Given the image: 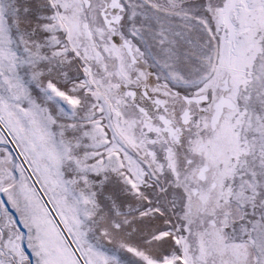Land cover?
I'll use <instances>...</instances> for the list:
<instances>
[{
    "label": "snow or ice",
    "instance_id": "6c2138e0",
    "mask_svg": "<svg viewBox=\"0 0 264 264\" xmlns=\"http://www.w3.org/2000/svg\"><path fill=\"white\" fill-rule=\"evenodd\" d=\"M0 264H264V0H0Z\"/></svg>",
    "mask_w": 264,
    "mask_h": 264
}]
</instances>
